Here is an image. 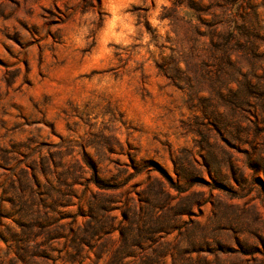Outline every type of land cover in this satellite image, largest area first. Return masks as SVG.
I'll list each match as a JSON object with an SVG mask.
<instances>
[{
    "label": "rangeland",
    "instance_id": "rangeland-1",
    "mask_svg": "<svg viewBox=\"0 0 264 264\" xmlns=\"http://www.w3.org/2000/svg\"><path fill=\"white\" fill-rule=\"evenodd\" d=\"M92 165L136 236L163 227L135 264H264V0H0L5 211L34 171L39 194L73 186L69 210H88ZM119 239L51 255L118 264ZM14 256L0 239V264Z\"/></svg>",
    "mask_w": 264,
    "mask_h": 264
},
{
    "label": "trees",
    "instance_id": "trees-1",
    "mask_svg": "<svg viewBox=\"0 0 264 264\" xmlns=\"http://www.w3.org/2000/svg\"><path fill=\"white\" fill-rule=\"evenodd\" d=\"M92 169L94 172L90 182H94L105 192L102 191V198L96 202L88 201L86 211L82 205L78 207V211L69 210L75 204L72 203L75 191L73 186L65 190L50 185L49 189L42 187L47 192L39 194L32 182H38L36 171L32 173L33 178L25 175L24 179L17 180V198L11 199L10 211H5L4 203L0 202V239L8 245L9 252L15 254L12 259L16 264H50L51 261L57 264L59 258L52 257L51 253L59 245L65 246L67 250L71 249L68 251V262H73L75 255L82 253L87 246L90 249L96 248L97 257L102 258L115 231L119 232L120 239L112 250V257L118 264H135V245L143 242L142 237L148 239L149 234L163 231L160 225L150 226L145 231L143 228L138 229L136 236L135 205L131 206L127 202L117 205L115 196L109 192L117 187L103 185L96 167L92 165ZM27 192L29 195H26ZM192 206L193 203L189 200L179 213H190ZM116 209L123 216L118 225L110 222L115 218L111 216V211ZM80 217L86 218L84 223L79 222ZM4 218H14L17 226L7 225L3 229Z\"/></svg>",
    "mask_w": 264,
    "mask_h": 264
}]
</instances>
